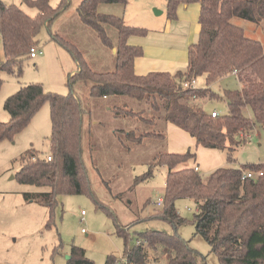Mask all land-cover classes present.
<instances>
[{"label": "trees", "instance_id": "obj_1", "mask_svg": "<svg viewBox=\"0 0 264 264\" xmlns=\"http://www.w3.org/2000/svg\"><path fill=\"white\" fill-rule=\"evenodd\" d=\"M24 1L36 9L34 15L0 0L4 55L0 71L19 67L23 60L30 58L29 50L37 45L39 28L49 27L70 3L59 0L53 7L51 0ZM126 2L81 0L76 7L81 22L94 31L102 45L113 49L112 70H93L76 45L60 34L51 33V38L69 51L77 65L76 72L69 73L66 80L68 94L46 92L39 83H29L4 101L9 119L0 121V140L25 127L42 103H49V153L40 155L27 150L16 173L24 184L46 187L23 195L26 200L48 208L47 226L52 221L58 194L92 195L83 158L85 109L74 88L77 82L90 81L92 98L128 96L145 104L142 109L132 111V116L158 129L127 131L126 137L132 143H141L146 138L166 141L164 126L170 122L192 136L197 146L223 151L226 161L233 163V152L249 140L255 125L259 124L264 131V46L259 39L247 35L239 21L264 29V0H166V14L170 19L176 17L180 4L198 2L200 31L197 40L188 47L183 69L146 74L135 73L134 61L143 55V49L130 44L128 39L143 36L148 29L127 25L121 16L98 10L102 3H118L124 7ZM107 27L116 31L115 41ZM229 75L235 77L238 86L225 87L220 97L213 85ZM200 76H204L203 87L183 86V82ZM1 83L0 77V86ZM215 98L226 102L224 114L212 116V112L204 109V104ZM195 158L196 153L191 149L160 150L152 157L148 169L134 177L132 186L152 177L157 166L167 168L161 210L150 217L167 221L174 231L146 230L130 236L126 228L119 226L117 234L123 239V252L120 256L108 254L104 264H147L148 250L157 257L167 253L168 264H198V252L175 231L187 222L176 207L180 199L194 202L191 224L208 243L219 264H264V163H247L243 168L225 165L203 174L196 165L190 164ZM260 170L261 175L242 178L243 171ZM68 254L66 264H94L85 250L75 244Z\"/></svg>", "mask_w": 264, "mask_h": 264}, {"label": "rangeland", "instance_id": "obj_2", "mask_svg": "<svg viewBox=\"0 0 264 264\" xmlns=\"http://www.w3.org/2000/svg\"><path fill=\"white\" fill-rule=\"evenodd\" d=\"M3 1L16 4L29 15L36 13V9L24 0ZM58 2L51 0L53 7ZM69 2L68 7L52 21L50 28L44 25L39 28L36 48L41 53L36 58L27 57L19 67L0 71V121L9 119L3 107L5 99L22 85L39 83L46 92L68 94L66 80L69 73L76 72L77 65L69 51L51 38V33L60 34L76 45L93 70L114 68L113 49L102 45L94 31L82 23L77 14L76 7L81 0ZM155 9L163 11L165 17L166 0H127L124 7L118 3L98 6L99 11L121 16L130 26L137 11L146 10L155 15ZM239 21L246 34L259 39L264 46V29L256 28L248 21ZM251 26L255 27L252 32ZM107 31L115 41L116 31L111 27H107ZM2 60L0 37V63ZM196 80L198 87L204 86V76ZM90 84V81L77 82L74 88L85 109L83 158L91 180L92 195L58 194L49 226L48 208L26 200L23 195L46 190V187L24 184L16 177L22 155L27 150L32 149L40 155L49 153V103L43 102L25 127L0 140V264H66L73 244L82 247L94 264H104L108 254L120 256L123 252V239L117 234L119 226L126 228L130 236L146 230L173 233L174 229L167 221L150 217L161 210L157 201L163 198L167 168L157 166L152 177L132 186L134 177L148 169L157 152L171 151L168 138L166 141L146 138L138 144L129 141L126 137L129 130L158 129L148 122L144 124L138 116H132V111L142 109L145 104L128 96L92 98L89 96ZM236 85L235 77L229 75L216 82L213 89L222 97L225 87L234 88ZM213 108L218 114H224V99L215 98L204 104L206 111ZM247 113L251 115L249 109ZM164 129L166 133V126ZM190 149L194 150V147ZM233 157L236 159L234 164L227 162L226 166L233 164L243 168L247 163H264V131L259 124L253 128L249 140L233 152ZM176 207L187 222L175 231L198 252L197 263L219 264L208 243L191 224L194 202L180 199ZM147 255V264H168L167 253L157 257L148 250Z\"/></svg>", "mask_w": 264, "mask_h": 264}, {"label": "crops", "instance_id": "obj_3", "mask_svg": "<svg viewBox=\"0 0 264 264\" xmlns=\"http://www.w3.org/2000/svg\"><path fill=\"white\" fill-rule=\"evenodd\" d=\"M199 8L198 2L180 4L176 10V17L173 19L168 18L166 12L163 17L164 12L156 9L155 15L152 12L140 10L132 16L134 26L148 29L145 35L132 36L128 39L130 44L140 45L143 49V55L134 61L136 74H146L150 71L174 73L177 69H183L186 66L188 47L197 40L200 31ZM250 28L252 32L253 27ZM209 111L217 110L213 108ZM166 136L171 152H183L194 147L196 158L190 161V164L196 165L203 174L227 165L223 151L197 146L192 136L170 122L166 124ZM233 164L230 166L237 167Z\"/></svg>", "mask_w": 264, "mask_h": 264}, {"label": "built area", "instance_id": "obj_4", "mask_svg": "<svg viewBox=\"0 0 264 264\" xmlns=\"http://www.w3.org/2000/svg\"><path fill=\"white\" fill-rule=\"evenodd\" d=\"M40 53H41V51L39 49H37L36 47H34V46L31 47L30 50H29V56L31 58L36 57ZM183 86L184 87H192V88L193 87H196L197 86L196 85V79H192L189 82H183ZM211 114H212V116H215V115H218V112L212 111ZM47 158L50 159V156H48ZM262 173H263L262 170L257 171V172L243 171L242 178H254V177L258 176V175H261ZM162 203H163V199L162 198H159L158 201H157V204L161 206ZM82 213H83V211H82Z\"/></svg>", "mask_w": 264, "mask_h": 264}, {"label": "water", "instance_id": "obj_5", "mask_svg": "<svg viewBox=\"0 0 264 264\" xmlns=\"http://www.w3.org/2000/svg\"><path fill=\"white\" fill-rule=\"evenodd\" d=\"M68 256H69V255H67V257H66V258H68Z\"/></svg>", "mask_w": 264, "mask_h": 264}]
</instances>
